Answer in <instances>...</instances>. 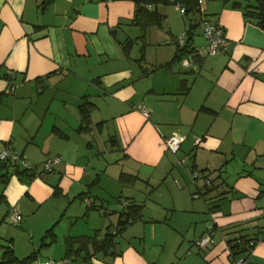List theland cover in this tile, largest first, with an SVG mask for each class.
<instances>
[{
    "label": "crops",
    "instance_id": "0c3cea01",
    "mask_svg": "<svg viewBox=\"0 0 264 264\" xmlns=\"http://www.w3.org/2000/svg\"><path fill=\"white\" fill-rule=\"evenodd\" d=\"M135 1L0 0V148L21 154L34 174L0 172V237L13 242L3 224L19 225L16 257L35 252V264H264V28L255 1L203 0L194 21L166 32L173 0H156L146 8L162 26L142 36ZM201 18L224 28L226 50L209 55L198 26L184 57L192 67L170 64L175 36L184 34V46ZM171 136L181 139L174 154L163 143ZM192 170L211 192L201 178L191 182ZM128 211L135 220L110 249L89 244L66 257V238L100 243ZM49 229L54 240L42 243ZM209 230L213 243L198 246ZM241 237L255 245L233 254Z\"/></svg>",
    "mask_w": 264,
    "mask_h": 264
},
{
    "label": "trees",
    "instance_id": "16d2710c",
    "mask_svg": "<svg viewBox=\"0 0 264 264\" xmlns=\"http://www.w3.org/2000/svg\"><path fill=\"white\" fill-rule=\"evenodd\" d=\"M51 0H45L44 5L48 4ZM222 2H229L230 0H219ZM255 1V18L257 19V24L264 28V0H254ZM136 7H135V13H134V18L132 20V23L138 27V30L140 31V35H144L150 28L152 27H160L161 22H162V17L155 11V10H148L146 7L148 4H153L156 3V0H137L135 1ZM179 3L181 4L185 9H186V14H198L200 13L199 11V5H198V0H173L172 4ZM199 24H194L189 27V30L187 31L188 37L186 40V43L184 46H176L175 54L172 59L171 63H179L181 62L184 57H188L190 55H193V50L189 46V42L191 41L192 37V30L198 27ZM6 77V76H5ZM82 120L86 121V115L82 116ZM9 167H15L12 164L9 163H0V172L1 171H7ZM203 174V172H200ZM16 174L18 175H27L28 178H33L34 174L33 172H28L27 170L22 169V171L19 170V168L16 167ZM6 175V174H5ZM0 176V180L2 181L3 184H5L4 177ZM207 178V176H204ZM211 182V181H210ZM205 193H209L212 191V187H205ZM3 202V196L0 195V204ZM126 203L125 207H127L128 202L124 201ZM90 206V205H89ZM137 209H135V212ZM139 211V208H138ZM135 218L133 217V211H128L124 212L123 215L120 217V220L115 228L114 231H108L103 238V240L100 243H94V237L92 238H87V237H77V238H71L68 237L66 238L65 241V255L66 257L69 256H76L80 255L82 251H85L87 246L91 244L94 246L95 250L100 251L104 250L107 251L113 246V238L115 235L120 233L126 226L133 222ZM53 231L52 229H49L46 231L44 236L41 238L42 243L45 242V240L49 239L50 241L54 240L53 239ZM241 240V245L237 247V252H243L246 247V244L248 240H244L243 237L239 238ZM7 245L1 246L0 248L3 249L2 255H1V260L0 264H30L36 259V253H32L22 259H19L16 257L14 254V251L12 247L9 245L11 243V240H7ZM244 242V244H243ZM255 242V241H254ZM75 245H78V248L75 249ZM249 249V248H248ZM233 254L236 253L234 250L232 251Z\"/></svg>",
    "mask_w": 264,
    "mask_h": 264
},
{
    "label": "built area",
    "instance_id": "2783aa9c",
    "mask_svg": "<svg viewBox=\"0 0 264 264\" xmlns=\"http://www.w3.org/2000/svg\"><path fill=\"white\" fill-rule=\"evenodd\" d=\"M102 2H111L113 0H100ZM203 0H198V5H199V11L201 12V5H202ZM149 7V5L147 6ZM175 8L177 9L178 13L181 16H185L186 14V9L179 3L175 4ZM199 28L201 30L202 36L205 39L207 43V49H208V54L211 56L218 55L223 53L226 50V39H225V33H224V28L217 22L208 18L200 19L199 21ZM184 34L180 35L176 39V43L178 45H182L184 43ZM182 66L185 69H189L192 66L189 64V62L185 59L182 61ZM135 110L139 111L142 113L144 116L148 115V111L144 106H135ZM200 138H196L194 140V145H198L200 143ZM164 147L167 151L170 153L174 154L177 152L179 145L181 143V139L176 137V136H171L168 138H165L163 140ZM59 162V158H54L52 160H48L46 163L43 164L42 169L44 172L51 173L52 172V167L53 164ZM0 163H9L14 165L15 167L19 168L21 167L24 170H27L28 172H32V168L28 166L24 158L22 157L21 154L13 151L9 146H5L3 148H0ZM187 165V159L186 158H181L177 160V166L179 167H185ZM201 178L204 183V187H210L211 182L208 178H205L202 173H200L197 170H192L190 173V180L193 184H195L196 180ZM198 194H196L194 197H197ZM85 203L87 206L90 205L91 200H85ZM126 203L123 202V206L125 207ZM11 219L13 222L18 223L21 220V217L19 214H14L12 213ZM212 236L213 232L209 230L206 232L202 238L198 241V246L205 248L208 245L212 244ZM241 245V240L239 238L235 239L231 245L230 248L233 249L235 252H237V247ZM255 245L254 240H248L246 247L252 248ZM232 250V251H233ZM244 259H234L232 264H243ZM43 264H54L52 261H46Z\"/></svg>",
    "mask_w": 264,
    "mask_h": 264
},
{
    "label": "rangeland",
    "instance_id": "374dc122",
    "mask_svg": "<svg viewBox=\"0 0 264 264\" xmlns=\"http://www.w3.org/2000/svg\"><path fill=\"white\" fill-rule=\"evenodd\" d=\"M176 8H175V5L174 4H170V5H168V6H165L164 7V10L165 11H167V17H165V21H163L164 22V24H163V29L164 30H166V32L169 30V28L168 27H170L169 25L173 22V24H174V27H180V26H182V23L183 22H185V23H188V21H190V20H193L194 21V18H192L194 15L193 14H188V15H185V16H181L176 10H175ZM161 26H162V24H161ZM152 28H154V29H159L158 28V26H156V27H152ZM152 28H150V29H152ZM149 29V30H150ZM148 30V31H149ZM139 31V30H138ZM201 31V30H200ZM140 32V31H139ZM139 32H138V35H140L139 34ZM199 29H197V30H195V36L196 37H198L199 36ZM174 35V34H173ZM176 35V34H175ZM180 36V33L178 34V35H176L175 37L177 38V37H179ZM149 42V41H148ZM145 44H147V40H145ZM143 46V44H142V40L141 39H138V50H141V47ZM146 46V45H145ZM172 46V45H171ZM146 50H152V48H150V47H148ZM178 159H181V158H178ZM188 164H190V161H187V165ZM2 182H0V191H1V187H2ZM179 184H180V182H179ZM175 188H176V186H174ZM187 188L185 189V192H187L189 195H190V193H192V192H195V190H196V188H195V186L194 185H192L190 182H189V184L186 186ZM6 211V209H5V206L2 204V205H0V221H2L3 220V214H4V212ZM3 224V223H2ZM3 226H5L4 228H5V230H7L8 232H10V233H13V235L15 236V239L17 240V242H15L16 240H13V242H11L9 245L12 247V249L14 250V242L16 243V246H17V250H18V252L17 253H19L20 251H19V248H18V244L20 243V242H22L23 241V243H24V235H22V233H20V231H18V229L17 228H19L18 226L19 225H17V226H12V225H5V224H3ZM6 228H8V229H6ZM8 232H7V234H3V235H9L8 234ZM1 236V235H0ZM21 236H23V237H21ZM2 237V236H1ZM0 237V245L2 246H5V245H7V240H5V239H3V238H1ZM7 238L9 237V236H6ZM9 240V239H8ZM2 252H3V249H1L0 248V260H1V255H2ZM14 253H15V255L17 256V254H16V252H15V250H14ZM40 253H42L41 251H40ZM20 255V254H19ZM23 255H27V254H23ZM18 257V256H17ZM20 257V256H19ZM23 257H25V256H23ZM22 256H21V258H19V259H22L23 258ZM39 259H40V256L38 257ZM36 263V260H34L32 263H30V264H35ZM56 263V262H55ZM54 263V264H55Z\"/></svg>",
    "mask_w": 264,
    "mask_h": 264
}]
</instances>
